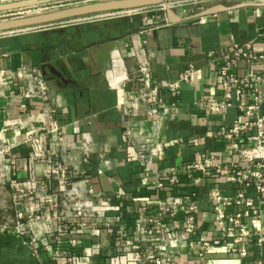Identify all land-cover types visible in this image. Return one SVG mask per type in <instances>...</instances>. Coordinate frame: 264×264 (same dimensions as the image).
<instances>
[{
	"label": "crops",
	"instance_id": "obj_1",
	"mask_svg": "<svg viewBox=\"0 0 264 264\" xmlns=\"http://www.w3.org/2000/svg\"><path fill=\"white\" fill-rule=\"evenodd\" d=\"M22 1L27 0H0V6ZM219 5L235 4L221 2L176 13L175 21L166 14L168 23L150 13L0 34V150H8L4 161L9 175L13 169L24 191L0 181V264H140L130 244L119 246L117 237L147 246L154 238L158 206L193 193L198 202L193 233L186 231V206L177 208L175 220L163 219L165 249L171 258L165 264H264V245H256L255 235L246 243L247 257L231 253L235 232L221 238L210 201L213 189L232 198L244 193L253 205L228 211L242 212L248 226L254 222L264 228V215L259 217L264 198L253 187L244 189L213 171L201 174L189 168L196 160L219 155L225 166L240 164L242 150L251 146L246 134L231 142V154L220 131L243 119L240 105L250 104L256 92L263 99L264 115V81L233 86L231 106L225 111L205 108L209 99L225 102L221 70L228 61L239 78L264 70V6L193 19ZM234 43L251 44L250 57L233 60ZM148 51L153 53L149 68L154 82L162 88V130L145 117L141 104H125L127 95L140 88L136 80L125 89L113 85L131 75ZM190 67L197 73L174 95L170 86L181 82ZM29 73L42 74L48 82L70 156L40 159L50 151L48 121L43 103L24 98ZM127 130L132 138L125 136ZM62 173L69 184L60 182ZM69 190L84 195L94 211L70 223L93 227L77 225L67 234L56 221L46 220L63 211V196ZM28 202L41 206L42 219L28 221L25 235H19L17 206ZM217 239L221 244L212 245L204 259L199 256L201 246L189 244Z\"/></svg>",
	"mask_w": 264,
	"mask_h": 264
},
{
	"label": "built area",
	"instance_id": "obj_2",
	"mask_svg": "<svg viewBox=\"0 0 264 264\" xmlns=\"http://www.w3.org/2000/svg\"><path fill=\"white\" fill-rule=\"evenodd\" d=\"M179 4V3H177ZM26 10V9H25ZM23 11V10H20ZM185 10L184 12H187ZM13 11L10 13L14 17ZM0 15H3V13ZM10 19V18H8ZM166 23L169 22L167 17L164 18ZM30 30V29H29ZM251 44L240 46L236 43L233 44L232 55L233 60H239L241 58L250 57ZM153 57V53L148 51L141 61L139 62L136 70L127 75L124 79H116L113 85L119 89H125L129 82L133 79L136 80L140 88L137 92L127 95L125 104L128 108H131L135 104H141L144 108L145 117L153 122L158 129L162 130L164 126V112L161 110L164 104L161 97L162 88L154 82L153 75L149 68V62ZM232 61H228L226 67L221 70L222 85L225 89L224 100L220 102L217 99L206 100V107L213 112L225 111L231 106L230 100L232 98L233 86H244L247 83L254 80L255 82L262 83L264 81V70L259 75L254 72H250L245 78H239L231 73ZM196 70L193 67L188 68L181 76V82L172 84L170 89L174 95L177 94L182 82H188L190 77L196 74ZM30 82L27 89L24 92V98L28 100H38L43 103V112L47 117L48 127L45 131V135L50 140V151L47 155H43L40 159H45L47 156L52 160H56L60 154L71 155V147L67 143L65 127L60 125L57 120V108L54 106V102L51 96V90L48 82L42 74L29 73ZM35 79V81H34ZM263 99L256 92L253 100L248 105H240V111L242 115L241 121H236L231 127L223 128L220 131V135L225 137L229 141V149H231L232 141L237 139L242 134H246V140L251 143L250 147L242 150V162L240 164L232 163L229 165H223L221 162L222 155L204 157L200 160L192 162L189 166L190 170L201 174H207L209 171H213L216 175L224 177L228 182L235 183L241 188L247 189L253 187L257 193L264 198V115L261 114V108ZM175 106V104H173ZM20 108L25 110L26 105H20ZM175 108V107H174ZM13 111V109H10ZM15 111V110H14ZM13 111V112H14ZM125 136L132 138V131L127 130ZM151 141V140H147ZM182 140H177L175 143H179ZM10 149V148H9ZM8 150H0V181L9 183L14 188H19L23 194L18 183V179L15 178L16 172L12 170V176L9 175L7 164L5 163V156ZM232 154V149L230 150ZM61 183L69 184V179L66 173H62ZM171 183H175L172 179ZM211 204L214 207L215 214L217 216V224L220 231L221 238H228L232 233L233 242L231 244V253L238 254L241 258H245L249 254L247 242L254 235L256 237V245H264V228L260 224L252 222L251 226H248L244 219V214L239 211L229 212L228 208L232 206L245 205L250 207L253 205V200H247L244 193L238 194L236 197H228L222 194L219 189H213L211 192ZM186 206L189 213L186 217V231L193 233V226L195 223V217L198 213V202L196 194H190L185 197H179L174 199L171 203L161 204L157 208V218L155 221L154 238L148 243V245L139 244L129 240L125 242L124 238L119 235L116 239L119 246H123L126 243L130 244L135 259L140 264H165L170 262L171 258L167 255L165 249V234L163 229V219L169 217L172 220L177 218V208ZM63 211L53 216V218H46L47 221H56L59 228L64 233H69L73 230L74 226H79L81 229L93 227L87 222H79L77 225L70 223L71 219L75 218H87L93 215V208L88 204L86 197L81 195L75 190H69L63 196ZM47 212H50L51 206L46 208ZM42 208L37 203H24L18 204L16 210V226L15 230L19 235H25L27 230V223L31 219H42ZM29 215V216H27ZM264 215L261 212L259 217ZM252 229L256 231L253 233ZM117 235V234H116ZM72 245H76V240L70 241ZM190 246L193 248L195 245H200L201 250L199 256L204 259L209 252L212 245H220L221 240L217 239L213 242H190ZM145 251L144 257L142 254ZM65 264H71L66 262ZM251 264H263L262 262Z\"/></svg>",
	"mask_w": 264,
	"mask_h": 264
},
{
	"label": "water",
	"instance_id": "obj_3",
	"mask_svg": "<svg viewBox=\"0 0 264 264\" xmlns=\"http://www.w3.org/2000/svg\"><path fill=\"white\" fill-rule=\"evenodd\" d=\"M67 0H27L22 2H16L6 5L0 6V13L13 12L19 10H25L33 7L49 5L52 3L64 2ZM191 0H122V1H111V2H103L88 6L76 7L71 9H63L56 10L48 13H41L26 17H18L11 18L6 20H0V34L5 33H13L24 31L28 29H36L43 25L51 24L53 22L69 19L78 16L92 15L98 13H106L113 11H121L127 9H135L139 7H147L157 4H169V3H178V2H186ZM264 6V0H259L256 2H242L237 3L231 7H226L223 5H219L213 8H210L206 11L200 12L193 19H197L200 17L208 16L215 14L219 11L240 8L245 6ZM168 14V12H167ZM169 14H171L169 12ZM169 16V15H168ZM170 20H178L179 18H173L171 15L169 16ZM181 21V20H180Z\"/></svg>",
	"mask_w": 264,
	"mask_h": 264
},
{
	"label": "rangeland",
	"instance_id": "obj_4",
	"mask_svg": "<svg viewBox=\"0 0 264 264\" xmlns=\"http://www.w3.org/2000/svg\"><path fill=\"white\" fill-rule=\"evenodd\" d=\"M111 1H122V0H67L64 2L52 3L49 5L33 7V8L23 10V11L19 10L18 12H14L15 14L14 17L10 15L11 12H6V13H3V15H0V19L4 20L8 18L11 19V18H18V17H26V16H31V15L41 14V13L53 12L56 10L71 9V8L88 6V5H93V4L103 3V2L104 3L111 2ZM244 1L248 2L250 0H191V1H186V2H178L179 4L169 3L168 5L162 3V4L147 6V7H139L135 9L98 13V14H92V15L73 17L69 19H63V20L53 22L51 24L43 25L36 29L58 28V27H63V26L76 25L78 23H83V22L96 21V20H100L103 18H112L115 16H128V15L132 16V15H145V14L147 15L150 13H154L158 17L165 18L168 9L172 10L176 14V13H182L185 10H188V11L192 9L198 10V8H202L203 6H208V5L211 6V5H215L218 3L220 4L221 2L233 5V4L244 2ZM33 29L34 28H32V30Z\"/></svg>",
	"mask_w": 264,
	"mask_h": 264
},
{
	"label": "bare ground",
	"instance_id": "obj_5",
	"mask_svg": "<svg viewBox=\"0 0 264 264\" xmlns=\"http://www.w3.org/2000/svg\"><path fill=\"white\" fill-rule=\"evenodd\" d=\"M168 15L170 16H172L173 18H179V16L177 15V14H175L172 10H170V9H168ZM169 12L171 13V14H169ZM1 163H0V170H1Z\"/></svg>",
	"mask_w": 264,
	"mask_h": 264
}]
</instances>
